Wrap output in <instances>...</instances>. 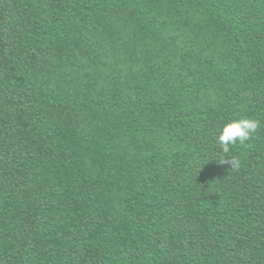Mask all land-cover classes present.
<instances>
[{
    "label": "trees",
    "instance_id": "16d2710c",
    "mask_svg": "<svg viewBox=\"0 0 264 264\" xmlns=\"http://www.w3.org/2000/svg\"><path fill=\"white\" fill-rule=\"evenodd\" d=\"M0 264H264V0H0Z\"/></svg>",
    "mask_w": 264,
    "mask_h": 264
},
{
    "label": "clouds",
    "instance_id": "9594fccd",
    "mask_svg": "<svg viewBox=\"0 0 264 264\" xmlns=\"http://www.w3.org/2000/svg\"><path fill=\"white\" fill-rule=\"evenodd\" d=\"M259 122L252 118L241 117L225 123L219 130L216 142L220 145L221 163H228L231 166L238 167V163L228 157L230 148L237 143L243 144L250 141L259 128Z\"/></svg>",
    "mask_w": 264,
    "mask_h": 264
}]
</instances>
